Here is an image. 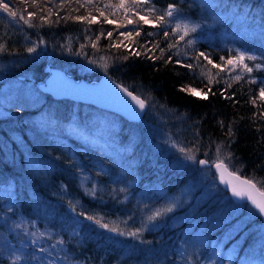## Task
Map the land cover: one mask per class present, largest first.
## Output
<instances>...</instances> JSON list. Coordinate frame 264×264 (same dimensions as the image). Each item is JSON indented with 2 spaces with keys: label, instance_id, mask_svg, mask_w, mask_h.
<instances>
[{
  "label": "trees",
  "instance_id": "obj_1",
  "mask_svg": "<svg viewBox=\"0 0 264 264\" xmlns=\"http://www.w3.org/2000/svg\"><path fill=\"white\" fill-rule=\"evenodd\" d=\"M5 2L18 15L12 18L0 10V44L4 46L0 88L19 83L25 89L26 83L33 93L17 88L0 92V264H185L177 245L183 222L177 230L167 226L166 220L153 228L148 216L157 211L167 217L172 214L163 210L172 206L170 199L176 200L173 192L188 186L197 173L187 174L184 161L157 152L151 120L144 117L153 104L161 111H157L161 125L177 131L174 135L187 142L196 158L204 157L211 164L216 146L221 145L224 153L232 154L231 169L264 182V118L260 117L264 101L249 103L264 87V0H149L139 7L125 0L130 11L116 7L120 0H39L42 11L31 0ZM169 5L174 6L173 15L157 22ZM151 6L155 11H148ZM28 12L37 16L25 24L19 16L28 19ZM140 15L156 26L144 25ZM93 16L95 23L75 19ZM105 17L115 23L108 24ZM129 19L134 23L128 24ZM178 24V32H172ZM185 25L196 30L184 35ZM125 31L133 33L131 39L120 35ZM121 42L129 47L112 46ZM169 43L175 47L168 49ZM140 45H159L165 51L145 53ZM28 48L35 50L28 52ZM133 49L142 54H131ZM200 52L221 65L243 52V63L253 71H243L239 65L220 71L201 57L200 65H206L205 70L219 82L210 85L215 95L209 94L207 100L194 97L180 89L208 90L200 65L191 70L185 66L196 64L194 57ZM149 55L158 58L148 59ZM169 56L171 61L165 63ZM46 64L88 79L107 74L146 99L145 112L129 120L88 102L53 97L36 86L47 73ZM237 75L241 79L233 80ZM98 123L108 133L107 147L91 142L85 132ZM171 147L178 150L176 156L182 154L179 149L184 147L167 144ZM156 187L161 192L153 193ZM169 193L172 197L165 200ZM199 205L204 220L212 206ZM255 218L261 221L257 213ZM245 225L226 243L235 240L238 253L245 254L248 262L264 264V243L248 232L241 237ZM210 239L208 235L205 248L224 251V244L219 242L218 249Z\"/></svg>",
  "mask_w": 264,
  "mask_h": 264
},
{
  "label": "rangeland",
  "instance_id": "obj_2",
  "mask_svg": "<svg viewBox=\"0 0 264 264\" xmlns=\"http://www.w3.org/2000/svg\"><path fill=\"white\" fill-rule=\"evenodd\" d=\"M25 85L26 86L24 89L22 84L14 83L10 86H4L5 88L2 87L3 89L0 88V92L7 88H17L19 90H25V93L28 95L32 94L33 87L26 83ZM12 91H14V89ZM149 106V115L144 118L146 119L145 121L151 120V129H154V131H152L154 133V135L152 134L153 140H151L154 147H156L157 152H166L172 156V160L184 161L188 166L187 169L185 168V172H187V174L195 172L197 173V177L195 180H192L188 186L178 187L173 192L172 196L177 197L175 198V201L172 199L169 200L173 204L172 206L168 207L171 209V211L168 212L172 214L169 213L170 215L167 217L165 212H163L161 215L156 216L159 217V220H155L156 217L153 212L149 215L152 216L153 219H148V224L154 228L157 226L156 224L158 222L160 223L162 220H166L167 226L170 225V228L174 227L177 230L183 222V235L181 234L180 243L177 242V245H180L182 248V250L179 252V258L185 264H254L247 261L244 256L245 254L238 253L235 240L228 245L226 240L230 241V238L234 232L237 231L243 223L247 222L248 225H245L241 237L245 232H248V235H254L259 238V241L264 243V224L262 221H259L255 218L257 212L247 202L235 201L229 196L228 192L218 184L216 176L215 179H213L210 175V169L208 168L210 163L205 166H202L199 163L201 159H205L204 157L196 158L195 154L192 152H180L182 154L180 156H176L178 155V150L176 151L173 149V147L167 148L168 144L169 146H174L176 148L181 146L186 150L188 149L187 142L185 145L184 142L180 140L181 138H178L180 135H177L178 137L174 135V132L177 133V131L172 130L170 132L166 126L161 125L163 122L160 121V116L162 115H158V112L161 113V111H159L158 108H156L153 104ZM85 132H87L88 137H90L92 140H90L91 142L100 143L102 146L107 147L109 136L99 123L98 125L96 124L95 127L85 130ZM164 139L167 141L165 142ZM162 142H165V144ZM188 155L194 156L195 159H188ZM195 160L198 161L197 165H200L198 169L196 168L197 165ZM214 180L217 184V187L214 183ZM158 192H161V190L156 187L153 193ZM172 196H170L169 193L168 197H165V200ZM199 204H206V208L210 205L212 206V213L209 214L204 220H202L200 216L201 210H198V208H200ZM247 206L251 207L252 210L248 209ZM202 209L204 208L202 207ZM214 229L215 231H218L214 237H212L213 235L211 236V234ZM208 235H210V240H212V243L215 242L218 249L220 246L218 245L219 242L222 243V245L224 244V251H216V248L214 251H212L209 250L208 247L205 248L204 243L206 241V237L208 238ZM139 239L141 240V237H139ZM249 243L253 242L251 241ZM210 254H213V256L211 257Z\"/></svg>",
  "mask_w": 264,
  "mask_h": 264
},
{
  "label": "snow or ice",
  "instance_id": "obj_3",
  "mask_svg": "<svg viewBox=\"0 0 264 264\" xmlns=\"http://www.w3.org/2000/svg\"><path fill=\"white\" fill-rule=\"evenodd\" d=\"M25 2H27V0H25ZM87 3H91L92 0H86ZM149 0H132V4L135 5L136 7H139L140 4H148ZM31 4L33 7H37L40 8V10L42 11V7L39 5V0H31ZM84 5H81V7H83ZM105 7H108V5H105ZM116 7L119 8H124L125 11H130L131 7H126V2L125 0H120L119 5H116ZM0 10H2L3 12H6L8 14V16L12 17V18H16L18 13L16 10H13L12 8L9 7V4L5 2V0H0ZM174 6L173 5H169L167 9L164 10V12L156 17V21L163 23L165 21V17H171L173 15L174 12ZM49 12H51V9H48ZM97 11H99V9H97ZM149 12H153L155 11L154 6L149 7L148 9ZM101 15H104L103 12L100 13ZM28 19H25L23 15L19 16V19L22 20L25 24H30V20L34 17L37 16L36 12H28ZM41 20H45L46 18L41 16L39 17ZM75 19L80 20V21H84V20H88L89 23H95L97 22V18L95 16L91 17V19L87 18V17H76ZM139 20L143 22L144 25H149L151 24L152 26H156L155 23H153L152 20H150L147 16L144 15H140L139 16ZM105 21L108 24H113L115 23V21L108 19L107 17H105ZM134 21L129 19L128 20V24H133ZM122 25H117V27H121ZM180 25H176L175 28L172 29V32L176 33L178 32V29H180ZM195 27L189 28L187 25L184 26V35H186L189 31H195ZM135 34L137 36H139L140 30L139 28H137L135 30ZM109 37L112 36V33L109 32L107 34ZM121 36H124L125 38L131 39L133 33L131 31H125L120 33ZM147 35L151 36L153 35L151 32L147 33ZM184 35H180L179 39H184ZM164 36L168 37L169 36V32L165 31L164 32ZM193 41L189 40L188 41V45H192ZM95 43H93V47H95ZM115 48H120L121 46H123L125 49H127L129 47L128 44H124L123 42L119 43V44H113L112 45ZM140 47L144 50L145 53H154L158 48L159 45H154L153 48H145L144 45H140ZM175 47V44L173 43H169L168 44V49H171ZM4 46L2 44H0V50H3ZM35 49L34 48H28L27 51L28 52H33ZM159 51L161 52V54H163V52L165 51V49L163 48H159ZM131 54H134L136 56H140L142 53L140 51H136L135 49L132 50ZM203 58L205 61H207L208 65H212L213 68H217L220 71H223L225 69L226 66L228 65H239L243 71L249 72L251 73L253 71L252 68L248 67L246 64L243 63L244 59H245V53L243 52H237L235 57H229L226 61L224 65L221 64H217L214 63L212 59L209 58V56L206 53L200 52L197 53L196 56L194 57L196 64H188L185 65L187 68H189L190 70L193 67H196L197 65H200V58ZM158 57H156L155 55H149L148 59H157ZM123 59H128L127 56L123 57ZM172 57L169 56L167 58V60H165V63H168L169 61H171ZM247 59L252 60L255 59V57L252 56H248ZM221 60H224L223 57H221ZM91 63H95V61H90ZM177 63H179V61H177ZM106 67V65H105ZM201 67V75L204 76L207 80H208V85H205V87H207V91H203L202 89H196V88H190V87H183L180 90L181 91H186L187 93H189L190 95L194 96V97H198L200 99H205L207 100L209 97V94L211 95H215L214 92H212V89L210 87V85L212 83H218L219 81L214 80L211 71L210 70H205L206 69V65H200ZM257 68H260L261 65H256ZM216 75H219V72L216 73ZM233 80H240L241 77L239 75L232 77ZM117 88L120 89L121 92H123L139 109L143 110L146 107V99L141 98L138 95H134L132 92H130L126 87H123L119 84L116 85ZM227 87H231V84L229 83L227 85ZM226 91V89H225ZM221 96H224V92H221ZM226 99H231V97H225ZM150 99V97L148 98ZM257 99H259L260 101H264V87H261L259 89V95L257 97L251 98L249 100V103L252 104H256ZM260 117L264 118V111L260 112ZM227 135L231 138L233 136V132L231 129V126H229ZM182 153H191L193 150L192 149H184V148H180L179 149ZM216 150H217V155L216 158L211 161V166L215 167L218 170V174H219V178L221 180L222 183H224L227 188L232 192V194L238 198L244 199L246 198L248 201L251 202V204L258 210V212L261 215H264V188H258L257 184L261 183L264 184V182L261 181H254L253 178H247V177H242L238 174L239 169H231L230 168V159H231V153H224L222 151V146L221 145H217L216 146ZM188 159H195L194 156L192 155H188L187 156ZM199 163L202 166L208 165L209 161L205 160V159H201L199 161ZM163 211H171L170 208L168 209H164ZM160 211H157L155 213L156 216L160 215ZM88 219H93V217H87ZM149 220H152L153 217L149 216L148 217ZM96 223H100L99 220L96 221ZM104 228H108L107 224H103L101 225ZM112 231H116L115 228L111 229ZM139 230H137L138 232ZM137 232H128V235L131 236H136ZM123 234V233H121Z\"/></svg>",
  "mask_w": 264,
  "mask_h": 264
},
{
  "label": "water",
  "instance_id": "obj_4",
  "mask_svg": "<svg viewBox=\"0 0 264 264\" xmlns=\"http://www.w3.org/2000/svg\"><path fill=\"white\" fill-rule=\"evenodd\" d=\"M44 70L47 73L43 79L36 82V86L39 90L53 97H67L73 100L88 102L98 108L113 111L129 120L139 119L145 110V108L143 110L139 109L116 87L117 84L126 87L124 84L107 74H101L93 79L83 76L76 77L61 67L50 66L48 64L44 66ZM126 88L134 95L140 96L130 88ZM140 97L143 98L142 96ZM212 169L216 174L218 184L228 192L229 196L235 201L247 202L259 214L264 224V215H261L246 198L241 199L234 196L227 186L221 182L218 170L215 167H212ZM238 174L242 177H247L240 173ZM257 187L260 188L258 185Z\"/></svg>",
  "mask_w": 264,
  "mask_h": 264
}]
</instances>
